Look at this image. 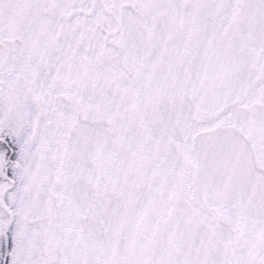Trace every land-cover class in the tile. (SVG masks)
<instances>
[{"label": "snow or ice", "instance_id": "obj_1", "mask_svg": "<svg viewBox=\"0 0 264 264\" xmlns=\"http://www.w3.org/2000/svg\"><path fill=\"white\" fill-rule=\"evenodd\" d=\"M0 264H264V0H0Z\"/></svg>", "mask_w": 264, "mask_h": 264}]
</instances>
